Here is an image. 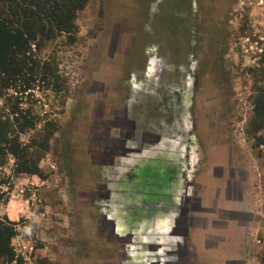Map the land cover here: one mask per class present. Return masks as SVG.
Listing matches in <instances>:
<instances>
[{"label": "rangeland", "instance_id": "1", "mask_svg": "<svg viewBox=\"0 0 264 264\" xmlns=\"http://www.w3.org/2000/svg\"><path fill=\"white\" fill-rule=\"evenodd\" d=\"M75 24L74 43L63 35L40 51L33 46L34 60L48 63L58 82L39 75L30 89L9 92L38 130L56 132L41 178L16 176L12 158L0 168L7 183L0 220L14 224L16 254L0 264H133L139 236L127 228L121 202L167 196L105 153L107 140L124 137L115 130L107 137L105 127L126 109L138 133L171 138L187 139L182 125L200 120L188 135L202 137L204 160L212 152L225 160L233 149L254 180L256 202H264V0H90ZM32 137L20 140L29 145ZM149 188L148 197L140 193Z\"/></svg>", "mask_w": 264, "mask_h": 264}, {"label": "crops", "instance_id": "2", "mask_svg": "<svg viewBox=\"0 0 264 264\" xmlns=\"http://www.w3.org/2000/svg\"><path fill=\"white\" fill-rule=\"evenodd\" d=\"M212 154L198 160L196 182L203 187L202 202L186 209L185 202H156L160 214L150 218V224L142 221L137 226L149 225L133 245L138 256L129 253L133 264H264V251L258 247L264 231V202L254 198L250 171L233 152L225 160L218 152ZM206 161H211L207 167ZM220 168L223 174L216 171ZM229 181L232 187L242 186V200L236 199L235 189L229 198Z\"/></svg>", "mask_w": 264, "mask_h": 264}, {"label": "trees", "instance_id": "3", "mask_svg": "<svg viewBox=\"0 0 264 264\" xmlns=\"http://www.w3.org/2000/svg\"><path fill=\"white\" fill-rule=\"evenodd\" d=\"M90 0H0V168L12 158L14 174L38 176L39 164L49 151V143L56 129L52 125L38 130V122L30 111L14 102L9 92L12 89H30L41 75L42 82H52L58 77L48 63L34 60L33 46L40 51L45 42L67 35L71 43L77 34L75 24L78 13ZM40 77V76H39ZM19 103V102H18ZM264 104L263 100L260 105ZM264 119V113L259 112ZM264 125L258 127L261 130ZM33 133L30 144L21 142V136ZM0 182V205L6 203ZM4 200V202H2ZM14 224L0 220V258L12 262L16 254L11 247L15 237Z\"/></svg>", "mask_w": 264, "mask_h": 264}, {"label": "flooded vegetation", "instance_id": "4", "mask_svg": "<svg viewBox=\"0 0 264 264\" xmlns=\"http://www.w3.org/2000/svg\"><path fill=\"white\" fill-rule=\"evenodd\" d=\"M181 122L183 123V121ZM199 122L200 120H195L194 117L189 116L185 124L182 125V127L187 130V139L183 137L180 138L181 135L177 138H171L165 131L155 132L150 129H145L142 133H138V122L135 119L129 118L128 110L126 109L123 111V116H116L115 119L110 121L109 126L105 127L107 137L111 136L114 130L118 131L120 137L122 135L124 136L123 138L110 139L111 141L107 140L109 146H106L105 153L110 160L115 159L113 161L115 164L118 159H121L123 161V166L131 168L133 174L136 176L142 163L154 164L153 168L150 167L151 169L148 171L150 175H154L153 185L158 188L157 190H163L161 194H166L169 202H185V209L193 208L197 202H202V198L199 196L202 186L196 182V172H198L200 168L198 160L205 158L204 152H200V146L198 145L199 143L204 144V141L201 140L202 137H199V135H194V137L192 136L190 138L191 135H188V132H198L197 123ZM183 129L180 126L178 130L182 135L184 133ZM185 148H187V152L184 151ZM231 152H233V149H230L228 153L230 154ZM182 156L190 159L188 162L189 166H185L183 162L185 160H181ZM216 171L223 174L222 168ZM231 172L234 173L233 170ZM239 174L241 179H244V173L241 171ZM115 178L117 177L115 176ZM151 183L152 182H150V184ZM228 185L229 187L226 193L229 194V198L232 189H235L234 194L236 199L242 200V186L238 183L232 187L230 181ZM146 191L147 190L140 191V193H144L145 196L148 197L147 195L153 192V188H149L147 193ZM148 200L146 198L144 201L141 200L139 202L137 198H135L128 207L125 206L124 202H121L125 224L132 233L139 236L138 240L142 234L140 231L142 228L137 227L140 223L138 218H153L160 214L161 211V207L158 203L153 200ZM157 200L160 201L162 199L160 197L157 198ZM187 204H191L190 207L187 206ZM146 222L149 223L148 220ZM148 226V224L145 226L146 230H148Z\"/></svg>", "mask_w": 264, "mask_h": 264}, {"label": "water", "instance_id": "5", "mask_svg": "<svg viewBox=\"0 0 264 264\" xmlns=\"http://www.w3.org/2000/svg\"><path fill=\"white\" fill-rule=\"evenodd\" d=\"M142 169H140L139 171H138V173H137V177L138 178H143V179H149V181H151L152 183L154 182V175H150L147 171H141ZM162 193V192H161ZM164 196H166V194H163ZM151 197H149V199H150ZM165 200H164V202H169V199H168V197H166V198H164ZM139 220H140V222H142V221H149V223L152 221L149 217L147 218V217H142V218H138ZM137 225V224H136ZM134 231V230H133Z\"/></svg>", "mask_w": 264, "mask_h": 264}]
</instances>
